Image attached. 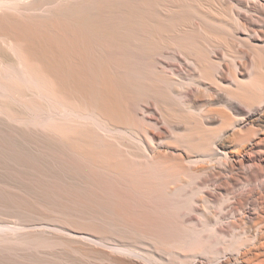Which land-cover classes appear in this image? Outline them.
Here are the masks:
<instances>
[{
  "label": "bare ground",
  "instance_id": "obj_1",
  "mask_svg": "<svg viewBox=\"0 0 264 264\" xmlns=\"http://www.w3.org/2000/svg\"><path fill=\"white\" fill-rule=\"evenodd\" d=\"M6 245L264 264V0H0Z\"/></svg>",
  "mask_w": 264,
  "mask_h": 264
},
{
  "label": "rangeland",
  "instance_id": "obj_2",
  "mask_svg": "<svg viewBox=\"0 0 264 264\" xmlns=\"http://www.w3.org/2000/svg\"><path fill=\"white\" fill-rule=\"evenodd\" d=\"M243 171L246 172L245 169ZM3 178L7 179V176L3 175ZM218 201H220V200L218 199L217 202ZM8 248L11 249V251ZM0 249H1L0 250V264H45V263L46 264H48V263L59 264V261H61L60 258L58 257V254L55 256L56 253L54 251H51L49 248H46V247H41L38 249H30L24 245L16 246V247H9L8 245H6L5 247H1ZM13 249H14V253H13ZM26 250L28 252H26ZM11 253H12V255H11ZM41 253H42V256H40ZM52 255H54V256H52ZM43 257H45V258H43ZM32 261H35V262H32ZM90 263L91 264H98V263L99 264H105L102 261L97 260V259H92ZM74 264H82V263L75 262Z\"/></svg>",
  "mask_w": 264,
  "mask_h": 264
}]
</instances>
